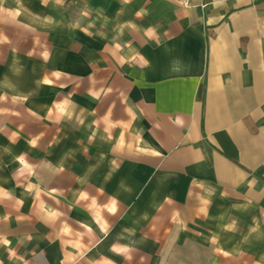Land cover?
Wrapping results in <instances>:
<instances>
[{"label": "crops", "instance_id": "0c3cea01", "mask_svg": "<svg viewBox=\"0 0 264 264\" xmlns=\"http://www.w3.org/2000/svg\"><path fill=\"white\" fill-rule=\"evenodd\" d=\"M0 0V264H264V0Z\"/></svg>", "mask_w": 264, "mask_h": 264}, {"label": "built area", "instance_id": "2783aa9c", "mask_svg": "<svg viewBox=\"0 0 264 264\" xmlns=\"http://www.w3.org/2000/svg\"><path fill=\"white\" fill-rule=\"evenodd\" d=\"M181 2H182V4H184L185 0H182Z\"/></svg>", "mask_w": 264, "mask_h": 264}]
</instances>
